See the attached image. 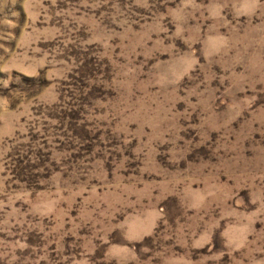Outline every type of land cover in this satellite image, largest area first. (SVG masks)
Here are the masks:
<instances>
[{
  "label": "rangeland",
  "instance_id": "374dc122",
  "mask_svg": "<svg viewBox=\"0 0 264 264\" xmlns=\"http://www.w3.org/2000/svg\"><path fill=\"white\" fill-rule=\"evenodd\" d=\"M0 264H264V0H0Z\"/></svg>",
  "mask_w": 264,
  "mask_h": 264
}]
</instances>
